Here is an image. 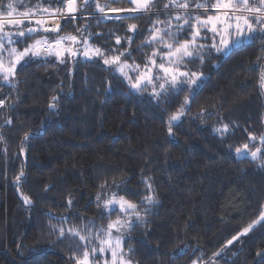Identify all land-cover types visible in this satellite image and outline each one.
Wrapping results in <instances>:
<instances>
[{"label": "trees", "instance_id": "trees-1", "mask_svg": "<svg viewBox=\"0 0 264 264\" xmlns=\"http://www.w3.org/2000/svg\"><path fill=\"white\" fill-rule=\"evenodd\" d=\"M98 2L110 8L130 6L126 0ZM167 2L156 5L165 21L158 27L166 26ZM197 2L201 0H191L193 9ZM75 15L77 19L61 20L60 34L82 35L106 55L109 49H127L130 64H142L151 55V47L138 50L151 27L149 17L98 22L92 17L104 14L94 3ZM129 23H137L141 34L129 32ZM42 35L51 39L57 34H36ZM181 36L190 39L187 31ZM203 55L202 64L198 59L187 64L206 77L202 90L194 98L178 92L166 103H158L148 91H130L99 57H66L65 63L51 57L47 64L37 59L18 65L13 83L0 79V99L5 101L0 107V264H74L78 239L58 238L51 227L56 219L49 217H76L71 223L77 227H82L79 217L106 225L95 199L104 181L123 182L121 194L127 192L137 203L148 191L145 181L151 185L156 203L144 205V222L126 240L134 264H261L264 227L256 225L239 248L225 245L264 207V147L256 160L235 153L245 143L251 151L261 147L264 41L249 40L228 53L206 49ZM53 96L58 97L55 110L48 107ZM185 96L190 97L185 114L172 122L169 133V117ZM223 125L228 131L222 137L217 129ZM249 133L257 139L250 141ZM21 171L24 176L17 181Z\"/></svg>", "mask_w": 264, "mask_h": 264}, {"label": "snow or ice", "instance_id": "snow-or-ice-1", "mask_svg": "<svg viewBox=\"0 0 264 264\" xmlns=\"http://www.w3.org/2000/svg\"><path fill=\"white\" fill-rule=\"evenodd\" d=\"M110 2L116 3L119 0H110ZM126 2L130 6L125 8H110L107 3L101 4L98 0H83L82 4H78V0H48L47 4L37 0L34 5L28 0L0 2V79L6 83H13L16 80L17 66L24 67L37 59L47 64L51 57H55L58 63H65L66 57L73 58L78 55L87 59L99 57L103 64L109 66L108 71L111 75L126 82L130 91L137 94L149 91L152 99L158 103H166L178 92H189L194 98L202 90L206 77L202 72L188 69L187 64L195 59L202 64L206 49L209 54L212 51L228 53L233 47L242 45L245 40L264 41V0H201L195 3L194 9L191 0H168L164 3L163 15L167 18L164 27H158L165 24V21L159 19L161 11L156 8L160 0H126ZM92 3L95 4L97 12L104 14L92 17L98 22L109 19L140 21L145 16L149 17L151 27L147 29V37L138 50L151 47L152 52L142 64L128 63L127 58L131 57L132 53L127 49H109L110 54L106 55L100 47L90 45L88 39L82 35L60 34V20L77 19L75 14L82 12L84 7H90ZM169 9L182 10V12L169 11ZM109 12L124 13V15L109 16L107 15ZM152 16H156L155 21L151 20ZM173 19L180 23L173 25ZM127 30L134 36L141 34L138 33L137 23H129ZM77 31L81 30L77 29ZM185 31L190 34V39L181 36ZM41 32L57 35L51 39L47 35L37 37L36 34ZM134 36L127 37L128 45H131ZM28 40H32V43H28ZM116 43H121L119 37ZM79 45H83V48L78 47ZM122 57L125 59L122 60ZM259 84L264 89V67L259 69ZM189 98L185 96L184 103L170 115L169 133L172 130V122L179 121L185 114ZM57 101L58 97L53 96L48 105L49 109L55 110ZM4 106V99H0V107ZM217 131L223 137L228 131V125H223ZM28 138V134H25V139ZM248 139L255 141L257 137L249 133ZM259 140L261 147H256L254 151L250 150L248 143L236 147L237 157L250 155L253 160L258 159V154L264 147V135H261ZM23 176L24 173L21 171L16 177L17 181ZM145 183L148 191L140 194L143 195V199L139 203L127 198V192L121 194L123 182L117 184L113 181V184L109 185L104 181L99 185L95 199L100 220H107L106 225L97 223L94 219L85 220L84 217H79L82 227H77L71 223L77 219L76 217H49L56 219V224L51 227L58 238L78 239L79 243L75 245L72 256L74 264H132L129 256L131 249L125 248L126 240L130 232L144 222V214L148 211L144 205L156 203L151 193V185L147 181ZM23 199L25 203L32 202L27 195H24ZM68 203L71 205V200ZM113 214L115 219H112ZM256 225L264 227V207L252 223L226 242L225 247L232 245L241 236L247 235ZM257 255L262 254L258 252ZM193 264L198 262L193 261ZM261 264H264V258Z\"/></svg>", "mask_w": 264, "mask_h": 264}, {"label": "rangeland", "instance_id": "rangeland-1", "mask_svg": "<svg viewBox=\"0 0 264 264\" xmlns=\"http://www.w3.org/2000/svg\"><path fill=\"white\" fill-rule=\"evenodd\" d=\"M200 11H203V10H200ZM112 14V13H111ZM115 14V13H114ZM116 14H119V15H122V14H124V13H116ZM177 23H180V22H178V21H175V22H173V24H177ZM246 41H249V40H245L244 42H246ZM209 42H210V40H209ZM236 47V46H235ZM261 88V87H260ZM261 90H262V92H263V95H264V89H262L261 88ZM148 93H149V91H148ZM2 116H4V112H2V114H1ZM5 117H6V109H5ZM181 119V118H180ZM176 122H178V121H176ZM262 149H263V147H262ZM247 156H250V155H247ZM251 157V156H250ZM250 223H252V222H250ZM249 223V224H250ZM247 227V226H246ZM249 234V233H248ZM248 234L247 235H244V236H241L238 240H236V241H234L233 243H234V245H233V248H239L242 244H243V242L246 240V238H247V236H248ZM214 260H215V256H213V258H211V261L212 262H214ZM132 264H134L133 263V261H132ZM213 264V263H212Z\"/></svg>", "mask_w": 264, "mask_h": 264}, {"label": "built area", "instance_id": "built-area-1", "mask_svg": "<svg viewBox=\"0 0 264 264\" xmlns=\"http://www.w3.org/2000/svg\"><path fill=\"white\" fill-rule=\"evenodd\" d=\"M60 25H61V20H60Z\"/></svg>", "mask_w": 264, "mask_h": 264}]
</instances>
